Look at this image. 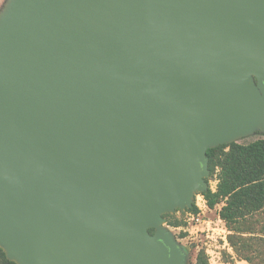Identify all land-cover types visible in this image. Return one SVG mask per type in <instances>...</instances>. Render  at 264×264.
I'll use <instances>...</instances> for the list:
<instances>
[{"label": "water", "instance_id": "water-1", "mask_svg": "<svg viewBox=\"0 0 264 264\" xmlns=\"http://www.w3.org/2000/svg\"><path fill=\"white\" fill-rule=\"evenodd\" d=\"M260 128L264 0H9L0 247L17 264H186L164 215L209 190V149Z\"/></svg>", "mask_w": 264, "mask_h": 264}, {"label": "trees", "instance_id": "trees-1", "mask_svg": "<svg viewBox=\"0 0 264 264\" xmlns=\"http://www.w3.org/2000/svg\"><path fill=\"white\" fill-rule=\"evenodd\" d=\"M207 155L211 171L207 182L215 175L219 182L216 191L209 188L203 195L210 208L224 203L219 212L221 217L228 227L241 232L249 217L264 211V138L250 143L222 145L209 149ZM187 211L197 212L198 208L194 204ZM173 217H169V225H180L179 222L172 221ZM150 232L154 233V230ZM229 240L232 244L231 235ZM0 264L17 263L10 261L0 247ZM196 264H208L205 252L198 255Z\"/></svg>", "mask_w": 264, "mask_h": 264}, {"label": "rangeland", "instance_id": "rangeland-1", "mask_svg": "<svg viewBox=\"0 0 264 264\" xmlns=\"http://www.w3.org/2000/svg\"><path fill=\"white\" fill-rule=\"evenodd\" d=\"M8 1L9 0H0V14L6 7ZM259 138H264L262 128L258 129L252 135L239 139L237 142L250 143ZM208 184L209 187H214L212 179H210ZM199 195L200 194H196L194 204L197 203ZM221 208L222 204L217 205L216 208H211L212 212H210V214L213 216L216 213L215 211ZM188 212L187 210L178 209L175 213L164 215L166 221L164 226L172 232L174 238L186 252V264H196L198 255L202 252H205L206 255L207 253L204 247L205 244L200 241L201 236L196 238L195 235H191L187 231L188 223L186 219ZM170 216H174L172 221H177L180 225H169L168 221ZM229 228L232 232L231 242L238 260L242 261V264H264V211L249 217L241 232L232 230L230 226ZM207 257L208 264H210L209 256L207 255ZM215 264H219L218 260L215 261ZM222 264L238 263L229 254L224 252Z\"/></svg>", "mask_w": 264, "mask_h": 264}, {"label": "built area", "instance_id": "built-area-1", "mask_svg": "<svg viewBox=\"0 0 264 264\" xmlns=\"http://www.w3.org/2000/svg\"><path fill=\"white\" fill-rule=\"evenodd\" d=\"M212 181L214 187L210 188L216 191L219 182L216 175L212 178ZM197 200L195 205L198 211H189L187 214L188 233L195 235L196 238L201 236L200 241L205 244L204 247L209 256L210 264H215L216 260L219 264H222L224 252L235 259L238 264H242L243 262L238 260L234 248L230 244L229 237L232 232L219 213L221 209L215 211L216 213L212 216L210 214L212 209L209 207L205 196L200 194ZM223 205L224 203H222Z\"/></svg>", "mask_w": 264, "mask_h": 264}]
</instances>
